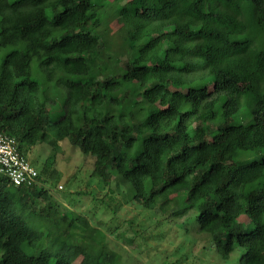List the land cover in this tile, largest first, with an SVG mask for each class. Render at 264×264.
I'll return each mask as SVG.
<instances>
[{
	"label": "trees",
	"instance_id": "obj_1",
	"mask_svg": "<svg viewBox=\"0 0 264 264\" xmlns=\"http://www.w3.org/2000/svg\"><path fill=\"white\" fill-rule=\"evenodd\" d=\"M110 63L123 72L90 79ZM50 83L66 91L56 120ZM243 107L249 124L230 122ZM0 131L26 158L67 140L123 203L192 214L223 260L264 264V0H0ZM47 174L31 187L0 175V264H122L98 227L74 235L90 223L52 202Z\"/></svg>",
	"mask_w": 264,
	"mask_h": 264
},
{
	"label": "rangeland",
	"instance_id": "obj_2",
	"mask_svg": "<svg viewBox=\"0 0 264 264\" xmlns=\"http://www.w3.org/2000/svg\"><path fill=\"white\" fill-rule=\"evenodd\" d=\"M125 4V1H112L111 7ZM109 11H105L101 20L106 21L110 15ZM122 24V20H113L108 29L112 34H117ZM131 51L126 43L119 40L111 52V61L122 67V62L130 56ZM100 57L106 59L105 53ZM115 64L110 63L112 66L106 67V71L101 73L93 72L90 79H103L108 72L122 73L123 70L114 67ZM32 68H37L35 62ZM39 80L42 82L44 78ZM49 90L53 99L49 109L51 117L56 120L64 110L66 91L53 83L49 84ZM131 90L137 91L138 86H132ZM139 100L142 101L141 96ZM156 107L160 105L156 104ZM154 108L148 106L147 112L151 113ZM251 118V112L243 107L240 114L234 116L230 122L248 125ZM50 133L52 134V131ZM27 156L39 173L45 165L47 166L48 174L44 177L42 187L48 191L52 202L58 204L62 212L80 215L90 223L87 230H73L74 235L87 237L98 227L106 233L108 248L120 256L122 264L239 263L240 252H234L228 261L223 260L217 252V246L198 233L197 224H188L193 221L190 219L192 214L178 215L173 217L171 222L163 221L139 205L123 203L126 200L123 188L120 189L115 184H112L111 188H101L96 178L91 176L95 159L84 155L67 140L60 143L58 152H54L46 144H38ZM180 206H177L178 210L181 209ZM114 209L117 210L116 213Z\"/></svg>",
	"mask_w": 264,
	"mask_h": 264
},
{
	"label": "built area",
	"instance_id": "obj_3",
	"mask_svg": "<svg viewBox=\"0 0 264 264\" xmlns=\"http://www.w3.org/2000/svg\"><path fill=\"white\" fill-rule=\"evenodd\" d=\"M0 175L14 186L36 184L38 171L18 149L16 140L0 131Z\"/></svg>",
	"mask_w": 264,
	"mask_h": 264
}]
</instances>
